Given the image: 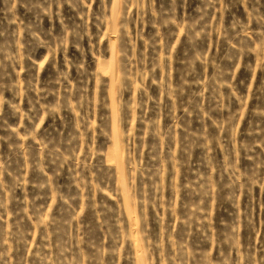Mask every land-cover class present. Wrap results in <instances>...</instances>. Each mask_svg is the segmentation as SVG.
I'll use <instances>...</instances> for the list:
<instances>
[{
    "label": "rangeland",
    "instance_id": "374dc122",
    "mask_svg": "<svg viewBox=\"0 0 264 264\" xmlns=\"http://www.w3.org/2000/svg\"><path fill=\"white\" fill-rule=\"evenodd\" d=\"M0 264H264V0H0Z\"/></svg>",
    "mask_w": 264,
    "mask_h": 264
}]
</instances>
